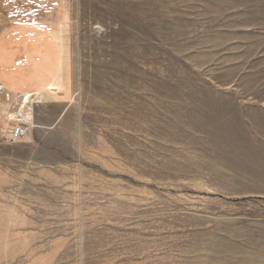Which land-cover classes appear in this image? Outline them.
<instances>
[{
  "label": "rangeland",
  "instance_id": "obj_1",
  "mask_svg": "<svg viewBox=\"0 0 264 264\" xmlns=\"http://www.w3.org/2000/svg\"><path fill=\"white\" fill-rule=\"evenodd\" d=\"M59 2L16 144L0 87V264H264V0Z\"/></svg>",
  "mask_w": 264,
  "mask_h": 264
},
{
  "label": "crops",
  "instance_id": "obj_2",
  "mask_svg": "<svg viewBox=\"0 0 264 264\" xmlns=\"http://www.w3.org/2000/svg\"><path fill=\"white\" fill-rule=\"evenodd\" d=\"M59 1L0 0V16L6 21L0 31L2 89L17 95L34 94L58 79L64 51L46 21Z\"/></svg>",
  "mask_w": 264,
  "mask_h": 264
},
{
  "label": "built area",
  "instance_id": "obj_3",
  "mask_svg": "<svg viewBox=\"0 0 264 264\" xmlns=\"http://www.w3.org/2000/svg\"><path fill=\"white\" fill-rule=\"evenodd\" d=\"M8 126L4 129L3 137L12 144L19 143L23 138L27 137L32 131L33 121L26 122L22 117L17 115L12 118V115H7Z\"/></svg>",
  "mask_w": 264,
  "mask_h": 264
},
{
  "label": "bare ground",
  "instance_id": "obj_4",
  "mask_svg": "<svg viewBox=\"0 0 264 264\" xmlns=\"http://www.w3.org/2000/svg\"><path fill=\"white\" fill-rule=\"evenodd\" d=\"M59 79L58 80H55L53 83H51L49 85L48 88L42 90V91H38V92H34L35 94L37 95H43V92L45 90H53V91H56L59 89ZM23 95V100H22V105H21V110H22V118L26 121V122H31V118H32V113L29 112V110H27V105L28 103L33 99L34 95L31 94V93H22ZM16 116H12V118H15Z\"/></svg>",
  "mask_w": 264,
  "mask_h": 264
}]
</instances>
